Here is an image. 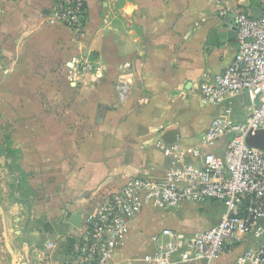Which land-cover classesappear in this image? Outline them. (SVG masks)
<instances>
[{"label":"crops","instance_id":"crops-1","mask_svg":"<svg viewBox=\"0 0 264 264\" xmlns=\"http://www.w3.org/2000/svg\"><path fill=\"white\" fill-rule=\"evenodd\" d=\"M216 1L87 0L77 34L47 23L55 0H0V264H63L85 215L129 178L159 179L200 166L206 152L223 155L229 136L208 147L203 135L213 118L242 121L250 99L206 104L199 86L237 51L234 15L253 16L264 0H226L225 16ZM118 83L127 85L123 100ZM224 210L217 200L146 204L107 264H151L146 256L170 240L163 229L191 236ZM256 244L242 235L216 264Z\"/></svg>","mask_w":264,"mask_h":264},{"label":"built area","instance_id":"built-area-1","mask_svg":"<svg viewBox=\"0 0 264 264\" xmlns=\"http://www.w3.org/2000/svg\"><path fill=\"white\" fill-rule=\"evenodd\" d=\"M115 1V0H111ZM226 0H217L219 14L227 15ZM87 0H55L47 23L62 25L79 34L87 22ZM237 51L226 68L200 83L203 103L219 104L246 92L251 108L242 121L213 118L202 143L212 146L229 136L222 156L204 153L200 166L183 163L163 178L132 177L104 199L100 209L86 214L79 230L77 248L63 264H107L128 232V220L146 204L174 208L183 202L217 200L225 210L220 220L188 236L184 231L163 229L170 237L166 247L146 256L151 264H216L242 235L257 244L245 249L229 264H264V149L251 146L247 137L264 130V9L255 18L244 11L234 15ZM118 98L127 95V85L116 84ZM177 145L166 149V153ZM198 155V150L193 149ZM180 161V155H175ZM152 240L158 236L153 235Z\"/></svg>","mask_w":264,"mask_h":264},{"label":"water","instance_id":"water-1","mask_svg":"<svg viewBox=\"0 0 264 264\" xmlns=\"http://www.w3.org/2000/svg\"><path fill=\"white\" fill-rule=\"evenodd\" d=\"M252 11H253V17L257 18L260 16L262 9L257 8V7H252ZM230 31H231V34L235 37L236 36V27L233 26ZM1 35L2 34H0V40L3 38ZM104 112H105L104 108L98 107V109L96 111V121L97 122L102 121V117H103ZM247 143L251 146L258 147L260 149H264V130H259L254 135L247 137ZM79 221H80V216H74L73 219L71 220L72 224H74V225H78ZM259 224L262 227H264V217L259 220Z\"/></svg>","mask_w":264,"mask_h":264},{"label":"rangeland","instance_id":"rangeland-1","mask_svg":"<svg viewBox=\"0 0 264 264\" xmlns=\"http://www.w3.org/2000/svg\"><path fill=\"white\" fill-rule=\"evenodd\" d=\"M23 212V211H22ZM23 253V252H22ZM24 254V253H23Z\"/></svg>","mask_w":264,"mask_h":264}]
</instances>
